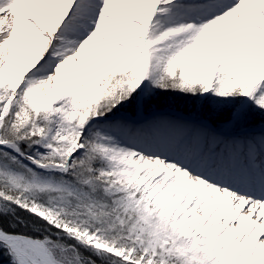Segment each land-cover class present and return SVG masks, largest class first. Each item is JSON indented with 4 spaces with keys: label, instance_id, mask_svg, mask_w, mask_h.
I'll use <instances>...</instances> for the list:
<instances>
[{
    "label": "snow or ice",
    "instance_id": "1",
    "mask_svg": "<svg viewBox=\"0 0 264 264\" xmlns=\"http://www.w3.org/2000/svg\"><path fill=\"white\" fill-rule=\"evenodd\" d=\"M0 257L264 264V0H0Z\"/></svg>",
    "mask_w": 264,
    "mask_h": 264
},
{
    "label": "rangeland",
    "instance_id": "2",
    "mask_svg": "<svg viewBox=\"0 0 264 264\" xmlns=\"http://www.w3.org/2000/svg\"><path fill=\"white\" fill-rule=\"evenodd\" d=\"M161 107L165 111H169L176 115L185 116L207 112V108L201 109L199 105L194 106L191 101H186L175 96H168L164 98L161 101ZM260 119L261 118L258 115L255 116L253 119V123L258 126L260 123ZM3 259L6 258L0 257V262L3 261ZM2 264H6V262H3Z\"/></svg>",
    "mask_w": 264,
    "mask_h": 264
},
{
    "label": "trees",
    "instance_id": "3",
    "mask_svg": "<svg viewBox=\"0 0 264 264\" xmlns=\"http://www.w3.org/2000/svg\"><path fill=\"white\" fill-rule=\"evenodd\" d=\"M3 262H6V259H3V261H1L0 264H2Z\"/></svg>",
    "mask_w": 264,
    "mask_h": 264
}]
</instances>
